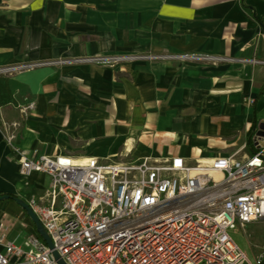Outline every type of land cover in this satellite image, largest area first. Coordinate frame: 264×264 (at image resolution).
<instances>
[{"label":"crops","instance_id":"0c3cea01","mask_svg":"<svg viewBox=\"0 0 264 264\" xmlns=\"http://www.w3.org/2000/svg\"><path fill=\"white\" fill-rule=\"evenodd\" d=\"M0 0V119L10 90L36 102L15 144L30 157L187 164L251 152L264 135V0ZM157 55L108 65L101 55ZM10 84L8 88L6 85ZM4 94V95H3ZM49 178L19 175L0 128V193L44 195ZM26 217L0 202V219Z\"/></svg>","mask_w":264,"mask_h":264},{"label":"built area","instance_id":"2783aa9c","mask_svg":"<svg viewBox=\"0 0 264 264\" xmlns=\"http://www.w3.org/2000/svg\"><path fill=\"white\" fill-rule=\"evenodd\" d=\"M157 55H101L88 59L113 65ZM39 64L0 67L12 75ZM4 115V141L18 157L19 175L42 173L49 183L42 197L25 201L53 247L36 232L19 246L0 219V264H254L229 231L264 218V135L252 137L253 151L189 165L181 157L164 162L106 161L67 155L30 157L15 144L35 109L24 97ZM1 109V107H0ZM264 264V251L255 257Z\"/></svg>","mask_w":264,"mask_h":264},{"label":"rangeland","instance_id":"374dc122","mask_svg":"<svg viewBox=\"0 0 264 264\" xmlns=\"http://www.w3.org/2000/svg\"><path fill=\"white\" fill-rule=\"evenodd\" d=\"M2 76H6V75H2ZM9 86L10 84L6 85L5 88H8ZM15 91L10 90L9 95L5 94L4 96V97H8L10 100L9 102L12 104L17 105V102L21 101L24 97H27L29 99L31 98L27 93H24L22 90H18L17 92ZM35 109H36V104H35ZM117 162H121V161H117ZM4 221L9 223L10 240L15 241V243L19 246H23V241L29 237L31 232L36 233L35 226L30 220V218L27 216V214L26 217H24L23 219H20L19 217L16 216L13 217L6 216ZM229 235L232 237L233 241L240 248V250L247 255L248 259L255 264L256 255L264 251V218H262L259 221L248 224L246 226V232L243 231L235 232L233 230H230Z\"/></svg>","mask_w":264,"mask_h":264},{"label":"water","instance_id":"95a60500","mask_svg":"<svg viewBox=\"0 0 264 264\" xmlns=\"http://www.w3.org/2000/svg\"><path fill=\"white\" fill-rule=\"evenodd\" d=\"M5 199H8L7 196L0 197V202H3ZM15 202L24 210V212L27 214V216L30 218L32 223L35 226L36 232L39 234V236L47 243V245L52 248V242L50 237L48 236L45 229L42 227L41 223L39 222V219L37 216L33 213V211L30 209V207L27 205L25 201H22L21 199L15 200Z\"/></svg>","mask_w":264,"mask_h":264},{"label":"trees","instance_id":"16d2710c","mask_svg":"<svg viewBox=\"0 0 264 264\" xmlns=\"http://www.w3.org/2000/svg\"><path fill=\"white\" fill-rule=\"evenodd\" d=\"M242 4L244 5L243 0H242ZM251 11H252V17H253V19L256 22H258L264 28V22L257 17V15H256V13H255V11L253 9H251ZM255 105H256V102L254 101L255 120H254L253 127L250 130L249 135H248V146L251 148V151H253V148H252V137H253V135L255 133L254 128L257 126V119H256L257 110H256V106ZM5 196H7L8 199H5L3 202H7V201H9V202H15V200L20 199L19 197H17L16 195H13V194L0 193V197H5Z\"/></svg>","mask_w":264,"mask_h":264},{"label":"bare ground","instance_id":"6f19581e","mask_svg":"<svg viewBox=\"0 0 264 264\" xmlns=\"http://www.w3.org/2000/svg\"><path fill=\"white\" fill-rule=\"evenodd\" d=\"M80 159H82V158H80Z\"/></svg>","mask_w":264,"mask_h":264}]
</instances>
